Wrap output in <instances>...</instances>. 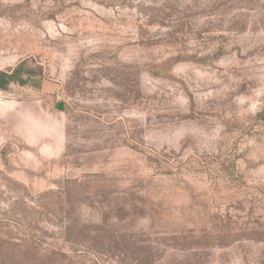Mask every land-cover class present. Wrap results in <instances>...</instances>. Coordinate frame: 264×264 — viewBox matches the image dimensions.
Instances as JSON below:
<instances>
[{
  "label": "rangeland",
  "instance_id": "rangeland-1",
  "mask_svg": "<svg viewBox=\"0 0 264 264\" xmlns=\"http://www.w3.org/2000/svg\"><path fill=\"white\" fill-rule=\"evenodd\" d=\"M0 264H264V0H0Z\"/></svg>",
  "mask_w": 264,
  "mask_h": 264
},
{
  "label": "trees",
  "instance_id": "trees-1",
  "mask_svg": "<svg viewBox=\"0 0 264 264\" xmlns=\"http://www.w3.org/2000/svg\"><path fill=\"white\" fill-rule=\"evenodd\" d=\"M24 61H21L13 70L2 71L0 70V88H4L9 82L16 81L20 84L26 82V78H23L21 72L24 65Z\"/></svg>",
  "mask_w": 264,
  "mask_h": 264
}]
</instances>
